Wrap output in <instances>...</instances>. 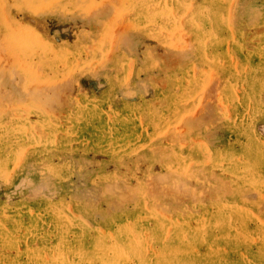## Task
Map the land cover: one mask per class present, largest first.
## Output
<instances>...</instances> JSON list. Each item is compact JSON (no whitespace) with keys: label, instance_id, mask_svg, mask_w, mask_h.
<instances>
[{"label":"rangeland","instance_id":"1","mask_svg":"<svg viewBox=\"0 0 264 264\" xmlns=\"http://www.w3.org/2000/svg\"><path fill=\"white\" fill-rule=\"evenodd\" d=\"M109 263L264 264V0H0V264Z\"/></svg>","mask_w":264,"mask_h":264},{"label":"bare ground","instance_id":"2","mask_svg":"<svg viewBox=\"0 0 264 264\" xmlns=\"http://www.w3.org/2000/svg\"><path fill=\"white\" fill-rule=\"evenodd\" d=\"M55 1V0H54ZM250 13V12H249ZM248 14V13H247ZM122 237V236H121ZM118 242V241H117ZM138 248V247H137ZM126 249V248H125ZM184 249V248H183ZM176 250V249H175ZM122 251V250H121ZM117 252V251H116ZM127 252V251H126ZM137 252V251H136ZM123 254V253H122ZM115 255V254H114ZM117 255V254H116ZM127 259V258H125ZM215 259V258H214ZM110 264V263H109ZM112 264V263H111Z\"/></svg>","mask_w":264,"mask_h":264}]
</instances>
